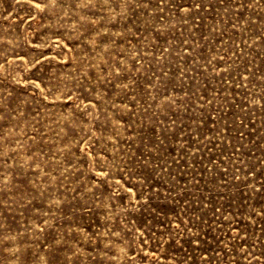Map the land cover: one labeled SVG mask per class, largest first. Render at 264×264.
<instances>
[{
  "label": "rangeland",
  "instance_id": "374dc122",
  "mask_svg": "<svg viewBox=\"0 0 264 264\" xmlns=\"http://www.w3.org/2000/svg\"><path fill=\"white\" fill-rule=\"evenodd\" d=\"M0 264H264V0H0Z\"/></svg>",
  "mask_w": 264,
  "mask_h": 264
}]
</instances>
